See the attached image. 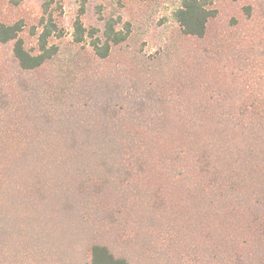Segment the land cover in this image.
Returning a JSON list of instances; mask_svg holds the SVG:
<instances>
[{
	"label": "rangeland",
	"instance_id": "rangeland-1",
	"mask_svg": "<svg viewBox=\"0 0 264 264\" xmlns=\"http://www.w3.org/2000/svg\"><path fill=\"white\" fill-rule=\"evenodd\" d=\"M0 0V264H264V0ZM83 30L75 35V21ZM125 38L106 56V22Z\"/></svg>",
	"mask_w": 264,
	"mask_h": 264
},
{
	"label": "trees",
	"instance_id": "trees-1",
	"mask_svg": "<svg viewBox=\"0 0 264 264\" xmlns=\"http://www.w3.org/2000/svg\"><path fill=\"white\" fill-rule=\"evenodd\" d=\"M213 16V10L208 8L205 0H181L180 5L174 11V18L186 34L201 36L204 33L208 18ZM75 35L79 39L82 36V24L79 19L75 21ZM23 28L21 21L13 23L0 22V43L12 44V52L19 65L25 69H31L42 64L55 52V46L48 44L49 36L57 29L50 19L42 25V30L37 36L38 52L30 53L26 50L19 33ZM104 42L99 45L98 39L92 41L94 51L100 57L107 55L111 44L121 42L125 35L116 31L112 22H106L103 31ZM90 264H127L121 257H115L105 246L94 244L90 252Z\"/></svg>",
	"mask_w": 264,
	"mask_h": 264
}]
</instances>
